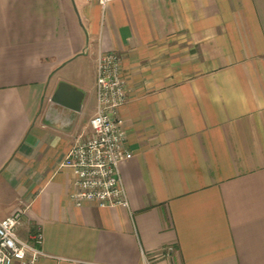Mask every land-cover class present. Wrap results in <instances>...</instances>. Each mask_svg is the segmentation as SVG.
I'll list each match as a JSON object with an SVG mask.
<instances>
[{"label":"crops","instance_id":"1","mask_svg":"<svg viewBox=\"0 0 264 264\" xmlns=\"http://www.w3.org/2000/svg\"><path fill=\"white\" fill-rule=\"evenodd\" d=\"M99 51L126 92V206L76 205L58 165L91 131ZM16 209L38 264H264V0H0V219Z\"/></svg>","mask_w":264,"mask_h":264},{"label":"built area","instance_id":"2","mask_svg":"<svg viewBox=\"0 0 264 264\" xmlns=\"http://www.w3.org/2000/svg\"><path fill=\"white\" fill-rule=\"evenodd\" d=\"M95 60V111L88 120L91 131L76 137L58 165L72 171L71 195L76 205L88 200L99 207L126 206L119 165L132 152L118 114L126 100L120 61L112 51H99ZM21 215L22 210L16 209L0 219V264H38L39 257L46 255L39 247V229L30 232L28 239L18 235Z\"/></svg>","mask_w":264,"mask_h":264},{"label":"water","instance_id":"3","mask_svg":"<svg viewBox=\"0 0 264 264\" xmlns=\"http://www.w3.org/2000/svg\"><path fill=\"white\" fill-rule=\"evenodd\" d=\"M58 88L59 89H58L57 93H61L62 90H64V88L69 89V91L73 93V95H71V97H69V102H70L69 105H70V107L77 109L79 101H80L81 93L78 90H75L73 87L69 86L68 84H66L64 82H61L59 84ZM57 97L60 99L61 94H58Z\"/></svg>","mask_w":264,"mask_h":264}]
</instances>
